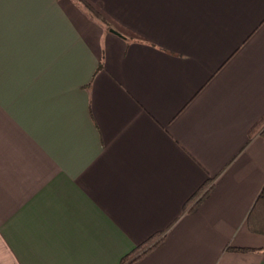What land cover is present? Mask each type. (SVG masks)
<instances>
[{"label": "crops", "instance_id": "obj_1", "mask_svg": "<svg viewBox=\"0 0 264 264\" xmlns=\"http://www.w3.org/2000/svg\"><path fill=\"white\" fill-rule=\"evenodd\" d=\"M90 1L0 0V264H264V0Z\"/></svg>", "mask_w": 264, "mask_h": 264}, {"label": "trees", "instance_id": "obj_2", "mask_svg": "<svg viewBox=\"0 0 264 264\" xmlns=\"http://www.w3.org/2000/svg\"><path fill=\"white\" fill-rule=\"evenodd\" d=\"M79 1H81L91 11L93 15L98 19H100L104 24L108 26L110 25V19L95 3H93L90 0H79ZM263 123H264V116L253 127L251 132L262 126ZM261 134L264 137V127L261 131ZM245 221L249 231L254 233L264 234V184L261 187L259 193L257 194L254 202L252 203L246 215ZM158 242H160V240L153 242L145 251L147 252L150 248L156 246ZM138 257L139 256L135 257L132 261H134Z\"/></svg>", "mask_w": 264, "mask_h": 264}, {"label": "water", "instance_id": "obj_3", "mask_svg": "<svg viewBox=\"0 0 264 264\" xmlns=\"http://www.w3.org/2000/svg\"><path fill=\"white\" fill-rule=\"evenodd\" d=\"M110 31L111 32H115V33H118L116 30H114L113 28H110Z\"/></svg>", "mask_w": 264, "mask_h": 264}, {"label": "rangeland", "instance_id": "obj_4", "mask_svg": "<svg viewBox=\"0 0 264 264\" xmlns=\"http://www.w3.org/2000/svg\"><path fill=\"white\" fill-rule=\"evenodd\" d=\"M260 127L263 129V127H264V123H263L262 126H260ZM262 129H261V130H262Z\"/></svg>", "mask_w": 264, "mask_h": 264}]
</instances>
